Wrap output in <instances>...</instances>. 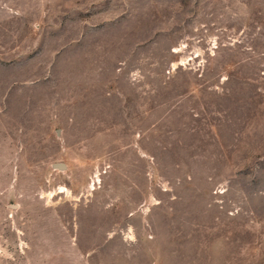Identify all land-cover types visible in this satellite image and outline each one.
Listing matches in <instances>:
<instances>
[{"label":"rangeland","instance_id":"rangeland-1","mask_svg":"<svg viewBox=\"0 0 264 264\" xmlns=\"http://www.w3.org/2000/svg\"><path fill=\"white\" fill-rule=\"evenodd\" d=\"M0 264H264V0H0Z\"/></svg>","mask_w":264,"mask_h":264},{"label":"water","instance_id":"water-1","mask_svg":"<svg viewBox=\"0 0 264 264\" xmlns=\"http://www.w3.org/2000/svg\"><path fill=\"white\" fill-rule=\"evenodd\" d=\"M57 167H58L59 169H63V166H62V165H57Z\"/></svg>","mask_w":264,"mask_h":264}]
</instances>
